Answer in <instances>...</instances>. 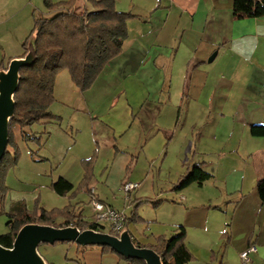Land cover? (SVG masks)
Returning <instances> with one entry per match:
<instances>
[{"label":"crops","instance_id":"1","mask_svg":"<svg viewBox=\"0 0 264 264\" xmlns=\"http://www.w3.org/2000/svg\"><path fill=\"white\" fill-rule=\"evenodd\" d=\"M233 2L116 0L119 13L135 17L128 21V39L122 53L106 66L92 88L85 93L73 83L67 70L57 76L55 103L50 111L58 120L44 122L42 137V148L51 158L41 153L35 158L36 161H49L58 170L68 164V169L61 171L57 179L52 173V182L63 179L76 191L89 174L84 194L88 196L94 216L90 202L93 198L115 209L112 203L107 202L109 198L105 190L97 186L105 185L110 194H116L126 181L140 182L139 189L131 193L129 199L125 196L126 203L132 202L133 198L137 202L149 200L156 206H162L160 211L173 205L175 214L177 199L183 197L184 190L175 194L173 201L165 200V193L156 188V173L151 167L139 172L141 163L153 161L157 164L163 158L166 162L169 151L165 156L164 147L168 143H179L180 160L188 157L193 149L191 138L193 136L194 139L195 132L199 133L197 137L202 142L205 138L202 128L209 126L208 121L215 114L224 119L228 105L235 106L237 116L249 128V133L251 126L264 125V17L236 20L233 17ZM34 8H38L34 0H0V21L12 18L20 10H30L32 14ZM96 11L87 0L75 1L74 12L78 15ZM45 13V16H50L48 10ZM30 18H36L35 12ZM213 52L217 54L214 59L216 66H211L209 61ZM215 105L219 106L217 110ZM55 136L63 147L47 148L45 138L53 139ZM252 139L251 142L247 140L245 146L240 144L228 148L213 137L208 151L200 153L190 167L202 166L212 175L215 184L224 185L223 189H218L216 201L227 197L240 217L246 218L247 238H252L248 247L252 244L258 247L253 256L257 262L264 260V205L257 191L253 194L245 187L257 184L264 176V142H260L264 138ZM67 142L71 143L66 147ZM61 148L62 153H66L64 159L56 155ZM203 157L206 160L209 158V161H204ZM229 158H238L239 166L225 171L222 163ZM212 159L218 160L214 162ZM102 169L105 172L99 176ZM186 172L181 170L177 178L181 179ZM219 172L224 174L222 178ZM210 181L202 186L194 185L205 187ZM185 200L182 198V201ZM210 202L212 204V199ZM211 204L210 209L221 210ZM203 207L206 209V203ZM207 211L210 214L211 211ZM78 214L82 216L81 209ZM133 215L138 218L137 214ZM172 220L169 223L172 236L181 227L188 234L187 223L177 217ZM99 231L103 233L101 229ZM187 236L191 242L189 234ZM137 246L145 247L138 242ZM110 255L112 258L102 264H113L115 256Z\"/></svg>","mask_w":264,"mask_h":264},{"label":"rangeland","instance_id":"2","mask_svg":"<svg viewBox=\"0 0 264 264\" xmlns=\"http://www.w3.org/2000/svg\"><path fill=\"white\" fill-rule=\"evenodd\" d=\"M51 1L58 2L60 0ZM34 4L38 6V10L34 8L32 11L33 13L35 12V17H37V15L45 16V11H47V9L44 5V0H34ZM30 14V10H26L25 12L20 10L12 18H3L0 21V68L4 67L2 69H7L12 60L24 56L25 51L23 46L30 38L35 24V18L31 19L30 16L32 14ZM31 40L32 38L29 39L28 45ZM215 53L216 52H213L211 54L209 61ZM215 64L217 63H215L214 60L210 65L216 66ZM219 68H223V66ZM232 97H234V95ZM215 108L217 110L219 106L215 105ZM225 113L226 116L224 119L219 118L216 114L213 115L211 120L208 121L209 126L202 128V133L205 136L202 142V139L199 141L197 137L199 133L195 132L194 139L193 136L191 138L193 149L188 154V157L183 158V160L179 158V143L175 145L168 143L169 145L164 147V151L166 152L165 156H168L167 154L169 151V157L166 162H164L165 159L163 158L157 164L153 161L146 163L143 161V163H141L138 170L139 172H141L142 169L147 171L148 167H151V170L156 173V188L158 187L159 191L165 193L163 194L165 200H169L170 202L176 198L175 194L180 192L174 189L180 180L177 178V174L181 170H187L185 163L192 166L197 161L200 153L208 151V148L211 146V138L217 137L219 143L228 148L237 147L240 144L245 146L247 140L250 142L253 140L249 133V128L245 127L241 117L237 116L234 105L226 106ZM44 124V122L36 124L32 128H29L28 131L42 140ZM183 124L184 121L182 119L181 125ZM17 137L19 161L18 165L8 172L6 178V186L9 191L6 197L5 211L3 215H0V236L10 232L9 222L11 218L9 214L11 213V208L19 203L25 204L31 215H40L41 210L53 212L71 208L75 211V209L79 208L78 210L80 211L81 209L85 222L96 224L92 208L89 207L90 203L88 196L84 194V187L81 188V184L77 186L74 193L66 197H59L52 190L53 176L54 179H57L61 171H66L68 169V164H66L63 169L58 170L55 165L51 166L50 162L47 160L36 161L35 158H38L39 153L43 156L45 155V157L51 158L49 153L43 150L42 147H44V144L39 147L34 141L24 140L21 138L20 132L17 133ZM44 142H48L47 148L50 149H56L57 146L63 147L59 138L56 136L53 137V139L46 137ZM260 142L264 141L262 140ZM69 143H66V147ZM62 149L63 148L56 151V155L64 159L66 153L64 151L62 153ZM203 159L204 161H209V158L206 160V158L203 157ZM217 160L218 159H212L214 162ZM163 162L164 164H162ZM238 162H240L238 158H229L226 162L222 163V167L225 171H232L235 169V166H239ZM82 166L84 168L86 167V165ZM204 166L211 171V168L206 164H204ZM104 169L101 170L99 176L105 172ZM52 173L55 175L53 174L52 176ZM219 175L220 178L224 176V174L220 172ZM122 186L116 194H110V192L105 189V185H99L97 188L105 190L109 198V200L106 201L112 203L115 209L123 212L127 216L129 220L127 229L130 234L134 236L135 239L133 242L136 246L138 242L145 247H156L159 238H171L172 229L169 223L173 221L172 219L174 217L188 224L189 228L187 231L192 241L189 242L187 236L186 246L189 251H193L198 255L195 256L190 252L194 258L192 261L193 263L244 264L241 255L247 252L250 247L256 246L252 244L248 247V243L252 242V238L251 236L247 238V231L245 229L246 222L244 221L246 218L240 217L234 205L229 204L227 197L222 201H216L219 192L218 189H223L224 185L215 184L213 179H211L205 187L192 185L185 189L182 198L186 200L182 201V198L177 199L178 207L176 208L175 214L172 209L173 205H170L171 208L165 207V209L160 211L159 209L162 206H156V204H153L149 200H142V203H139L133 198L132 202L126 203ZM256 187L257 184L253 186L248 184L245 189L247 192L249 191L256 194ZM110 189H112V186H110ZM211 199L213 201L212 204L210 202ZM235 199L239 200V197ZM205 203L206 209L203 207ZM170 204H173V202ZM210 204L214 207L219 206L221 210L215 208L210 209ZM78 210L77 212L75 211L77 215L79 212ZM207 210L211 211L210 214H208ZM134 213L137 214L138 218L134 217ZM208 218L210 219L207 224ZM62 222L63 220L60 219L57 223L60 224ZM99 225L103 233H111L109 224L100 223ZM243 248L244 250L241 252L240 250ZM102 249L101 247H87L83 249V247L75 243H57L55 245H42L39 248V253L48 264H102L107 263V261L112 258L110 254L115 256V259L112 261L113 264H140L139 262L123 260L113 253H104V258L101 259ZM254 254L255 253H252L249 257L250 264H264V260L261 259H257L258 261L256 262V260L253 259Z\"/></svg>","mask_w":264,"mask_h":264},{"label":"trees","instance_id":"3","mask_svg":"<svg viewBox=\"0 0 264 264\" xmlns=\"http://www.w3.org/2000/svg\"><path fill=\"white\" fill-rule=\"evenodd\" d=\"M75 1L53 4L46 0L45 7L50 16L35 18L34 29L29 39L35 38L37 60L32 67L22 69L20 87L15 96L16 108L10 124L9 145L0 163V215L5 211L9 191L6 186L8 172L15 168L19 161L17 133L20 132L22 139L34 141L41 147V138L29 134L27 130L42 122L58 120L50 111L55 103L54 90L57 76L67 70L80 91L87 92L106 66L122 53L124 43L128 39V21L135 17L131 14L119 13L116 10V0L100 2L87 0L97 11L83 15L74 12ZM233 17L236 20L263 18L264 0H234ZM29 39L23 46L24 56L27 53ZM250 134L254 138H264V125L251 126ZM89 178L90 175L87 174L81 188L86 187ZM212 178L202 166H187V172L179 180L175 190L183 191L194 184L202 186ZM256 189L264 205V176L257 182ZM52 190L60 197L75 192L74 186L63 179L53 183ZM40 212V215H31L25 204L14 205L9 214L10 232L0 236V245L7 249L13 248L18 232L30 224L55 228L73 226L81 231L101 232L99 225L85 222L81 214L77 215L71 208ZM60 219L63 222L58 224ZM128 223L129 220L127 225ZM110 234L117 236L112 231ZM186 239L187 232L181 227L171 238H159L156 247L141 248H150L156 252L164 264H189L194 258L186 246ZM103 250L104 253H115L109 247H103ZM119 257L129 262L145 264Z\"/></svg>","mask_w":264,"mask_h":264},{"label":"water","instance_id":"4","mask_svg":"<svg viewBox=\"0 0 264 264\" xmlns=\"http://www.w3.org/2000/svg\"><path fill=\"white\" fill-rule=\"evenodd\" d=\"M36 60V41L32 38L24 57L12 60L7 69H0V163L9 145L10 124L15 116V96L20 87L21 71L32 67ZM57 243H75L83 248L109 247L127 260L164 264L153 250L136 246L128 229L117 237L95 230L81 231L73 226L55 228L36 224L26 225L18 232L13 248L7 249L0 245V264H48L40 255L39 248Z\"/></svg>","mask_w":264,"mask_h":264},{"label":"built area","instance_id":"5","mask_svg":"<svg viewBox=\"0 0 264 264\" xmlns=\"http://www.w3.org/2000/svg\"><path fill=\"white\" fill-rule=\"evenodd\" d=\"M140 184L134 183L131 181H126L122 186V191L125 194L126 198L129 199V195L139 189ZM91 205L95 212V222L96 224L107 223L109 224L111 231L120 236V234L127 229V216L105 203L101 202L97 198H93ZM257 252V247L252 246L248 249L247 252H244L241 255V259L244 264H250V255Z\"/></svg>","mask_w":264,"mask_h":264}]
</instances>
